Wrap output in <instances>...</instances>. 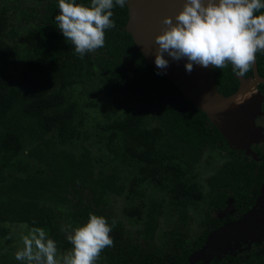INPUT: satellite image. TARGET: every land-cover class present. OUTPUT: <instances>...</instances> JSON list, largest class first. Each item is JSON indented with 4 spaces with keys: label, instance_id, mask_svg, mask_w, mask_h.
Masks as SVG:
<instances>
[{
    "label": "trees",
    "instance_id": "obj_1",
    "mask_svg": "<svg viewBox=\"0 0 264 264\" xmlns=\"http://www.w3.org/2000/svg\"><path fill=\"white\" fill-rule=\"evenodd\" d=\"M20 1L6 0L0 6V239L7 241V225L41 227L56 241L59 253L72 248L67 239L71 229L61 228L80 226L93 213L109 225L116 222L111 232L114 245L101 252L96 264H170L165 256L170 242L154 241L164 207L177 215L166 232L178 236L177 229L188 217L187 206L206 198L220 203L227 196L235 203L244 201L255 163L229 152L225 166L205 178L210 193L204 198L187 175L203 152L216 148L222 138L204 113L145 63L124 30L126 7L112 9L115 28L106 30L104 47L80 58L54 20L58 0H45L42 10L28 13L19 8ZM11 14L17 25L9 22ZM255 62L264 78V52L256 53ZM233 73L231 65L212 69L220 95L236 89ZM92 82L100 84L107 104V120L98 129L105 131L111 155H91L85 147L74 154L66 148L78 137L86 115L73 90ZM140 102L143 105L137 107ZM104 158L112 165L101 163ZM121 168L127 178L118 173ZM146 187L164 198L145 195L142 200L139 194ZM120 197L122 215L140 223L134 235L113 218V200ZM240 264L264 260L251 257Z\"/></svg>",
    "mask_w": 264,
    "mask_h": 264
},
{
    "label": "clouds",
    "instance_id": "obj_2",
    "mask_svg": "<svg viewBox=\"0 0 264 264\" xmlns=\"http://www.w3.org/2000/svg\"><path fill=\"white\" fill-rule=\"evenodd\" d=\"M127 0H90L79 4L76 0H58L59 12L54 20L65 41L71 42L74 53L83 58L105 45L106 30L115 28L112 9L123 8ZM264 0H185L182 9L173 18L165 16L166 27L155 36L158 48L155 65L165 69L169 61L186 59L187 72L193 65L223 69L228 65L243 77L264 52ZM160 74V73H157ZM115 220L93 213L85 223L75 228L63 226L68 232L72 248L58 255L56 241L45 229L33 227L22 237L23 247L15 259L22 264H96L101 252L114 245L111 236Z\"/></svg>",
    "mask_w": 264,
    "mask_h": 264
},
{
    "label": "water",
    "instance_id": "obj_3",
    "mask_svg": "<svg viewBox=\"0 0 264 264\" xmlns=\"http://www.w3.org/2000/svg\"><path fill=\"white\" fill-rule=\"evenodd\" d=\"M185 0H127V18L124 30L129 34L133 45L139 51L146 64L152 66L168 82L205 114L208 122L226 140L227 144L236 149H243L245 154L252 155L248 145L253 142L257 129L253 127V118L259 110V96L254 98L257 84H264V78L256 75L255 61L251 68L252 80H246V86L239 83L235 94L223 97L220 95L210 75L211 67L204 68L193 65L189 73L185 70L186 59L172 60L167 54L164 58L169 61L167 68L159 69L155 65V53L158 45L155 36L166 27L162 20L165 16L173 18L182 9ZM250 80L249 82H247ZM260 112V110H259ZM255 135V136H254ZM244 224V223H242ZM241 224L232 228L240 230ZM230 227L212 234L209 253L222 254L227 246L225 232Z\"/></svg>",
    "mask_w": 264,
    "mask_h": 264
},
{
    "label": "flooded vegetation",
    "instance_id": "obj_4",
    "mask_svg": "<svg viewBox=\"0 0 264 264\" xmlns=\"http://www.w3.org/2000/svg\"><path fill=\"white\" fill-rule=\"evenodd\" d=\"M255 68L256 75L262 78L258 74L256 62ZM251 74L252 72L250 70V73L244 76V78L252 80ZM210 75L213 80L212 68ZM235 75L237 74L233 73V78ZM234 80L237 83L236 89L228 96L235 94L239 88V80L236 78H234ZM259 85L261 84L256 85L255 90L258 92L259 96L260 112L257 110L258 112L253 118V127L258 131L256 136L254 135L255 137L252 138L253 142L248 145L252 155H247L243 149L236 148H232L225 155V161L230 160L228 153L233 152V155L237 157L238 160H242L249 164H251V162L252 164L253 162L255 163L252 169L253 176L251 187L249 188L250 192L247 193L244 201H239L238 203H235L230 196L224 197V199L220 200V203L217 202L216 198L199 200L197 204L201 203L203 210L200 222L195 226L193 225L194 219L189 216L188 213V209L193 207V205L187 206L185 208V213L188 217L185 222L180 225V228L177 229L176 233L178 236L174 234L170 236V231L166 232L176 221L177 215H174L169 222L167 221L161 240L170 242L169 244H165L167 248L165 256L169 258L170 264H173L180 256L184 264L190 263L188 259L193 261V264H203L201 260H204L206 264H240V262H244L251 257L264 260V172L261 170V168L264 170V163L261 161L264 152V90L260 88ZM218 134L221 136L219 132ZM221 138L222 143L226 145L227 142L224 137L221 136ZM224 162L216 168L211 176H215L219 169L225 166ZM256 171L258 172L257 178ZM206 193H210V188L205 183V191L201 192L204 198ZM209 200H211V203L208 202ZM235 224H241V229L237 230L232 228ZM228 227H230V229L225 232V236L228 240L225 250L222 254L217 255L215 253L210 255L208 250L212 242V234ZM167 233H169L168 237H165ZM208 234L210 235V240L206 244H203ZM155 236L154 241L156 240ZM182 243L183 248L179 247V244L182 245ZM180 248L182 251H180ZM198 253H201L200 257Z\"/></svg>",
    "mask_w": 264,
    "mask_h": 264
},
{
    "label": "rangeland",
    "instance_id": "obj_5",
    "mask_svg": "<svg viewBox=\"0 0 264 264\" xmlns=\"http://www.w3.org/2000/svg\"><path fill=\"white\" fill-rule=\"evenodd\" d=\"M45 0H39L37 1H25L21 0L18 4L19 8L23 9L25 13H28L32 10H42L44 6ZM6 0H0V6L5 4ZM7 4V3H6ZM30 9V10H29ZM9 22L16 23L18 20H14V17L9 15ZM21 24H25L24 22ZM92 53V52H90ZM234 78L239 80V83L241 81L242 85H244L243 88L246 86V78L240 77L238 75H235ZM248 80L247 82H249ZM258 93L255 92L254 98L257 96ZM73 97L78 103L81 110H83L86 115L85 119H83V124L78 127L77 132L79 133L76 140H74L72 143L68 144L66 148L70 149L74 154L79 153V148L85 147L87 148L91 155H96L98 153H103L104 155H111V152L109 150V146L106 145V134L102 133L105 132L104 130L102 132L99 131L98 125L105 123L107 120L108 115L105 113L106 110V102L103 100L102 96V87L99 83L92 82L90 84H86L83 88H76L73 90ZM141 103V102H140ZM136 104L137 107H141L143 103ZM92 104V105H90ZM95 104V105H94ZM96 106V107H94ZM119 110V109H118ZM82 111V112H83ZM83 112V114H84ZM216 148L213 150L205 151L200 158L199 162L194 165L192 168L191 173L187 175V179H189L188 182H193L196 184L198 190L200 192L205 191V183L204 180L207 176H211L213 172H215L216 168L222 164L226 159V154L228 151L232 149L228 144H223L221 141H219ZM25 154V152H23ZM101 156V155H99ZM103 156H101L102 158ZM98 161V160H97ZM101 163L106 165H112V162H109L106 158H104ZM115 163H113L114 165ZM119 174L123 176V178H127L128 174L125 173L124 169H120ZM258 172L256 171V178L258 176ZM145 190V191H144ZM143 190V193L139 194L141 199H144V196L147 199L151 198H164V194L157 191L153 187H146V189ZM84 195H82L83 202H86V191L83 192ZM88 197V195H87ZM120 198H115L113 200L112 204V210H113V218L120 221L125 229L129 234L134 235L136 231H138L141 226L140 223L137 221L132 220L131 218H127L122 215L121 209L124 206V201ZM128 205V204H127ZM126 205V206H127ZM202 206L201 203H198L197 205L190 207L188 209L189 216H191L193 220V225H197L198 222H200L201 214H202ZM163 215L159 219L158 223V229L156 231L155 241L158 243L162 239V233L165 230V224L166 222L172 220L174 217V213L172 211L170 212V209L168 207H164ZM7 227L10 230V233L6 236L7 240L4 242L3 239H0V262L6 261L11 264H22V262L17 261L15 259V253L17 250L21 249L23 247L22 243V237L24 235H27L29 232V229L24 225H7ZM213 233V232H212ZM211 234V233H210ZM210 240V235L208 234L205 238V241L203 244H206ZM71 250H64L59 251L58 255L66 254ZM6 252V253H3ZM9 253V254H8ZM5 254V256L3 255ZM201 253H198V256L200 257ZM189 260V264H193L194 262ZM3 263V264H6ZM203 264H206L204 260H201ZM1 264V263H0ZM173 264H184L182 257H178Z\"/></svg>",
    "mask_w": 264,
    "mask_h": 264
},
{
    "label": "bare ground",
    "instance_id": "obj_6",
    "mask_svg": "<svg viewBox=\"0 0 264 264\" xmlns=\"http://www.w3.org/2000/svg\"><path fill=\"white\" fill-rule=\"evenodd\" d=\"M258 102H259V100H258Z\"/></svg>",
    "mask_w": 264,
    "mask_h": 264
}]
</instances>
